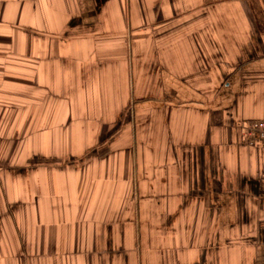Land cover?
Listing matches in <instances>:
<instances>
[{
	"label": "crops",
	"instance_id": "1",
	"mask_svg": "<svg viewBox=\"0 0 264 264\" xmlns=\"http://www.w3.org/2000/svg\"><path fill=\"white\" fill-rule=\"evenodd\" d=\"M264 0H0V264H264Z\"/></svg>",
	"mask_w": 264,
	"mask_h": 264
},
{
	"label": "built area",
	"instance_id": "2",
	"mask_svg": "<svg viewBox=\"0 0 264 264\" xmlns=\"http://www.w3.org/2000/svg\"><path fill=\"white\" fill-rule=\"evenodd\" d=\"M246 135L251 140L259 138L264 141V121L250 123Z\"/></svg>",
	"mask_w": 264,
	"mask_h": 264
}]
</instances>
